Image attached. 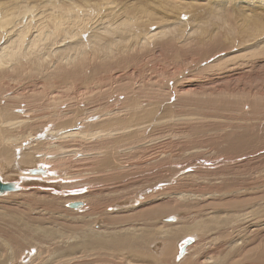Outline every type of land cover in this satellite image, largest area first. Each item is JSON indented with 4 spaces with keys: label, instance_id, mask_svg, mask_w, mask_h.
Segmentation results:
<instances>
[{
    "label": "rangeland",
    "instance_id": "1",
    "mask_svg": "<svg viewBox=\"0 0 264 264\" xmlns=\"http://www.w3.org/2000/svg\"><path fill=\"white\" fill-rule=\"evenodd\" d=\"M8 1L0 0V5ZM67 1L70 0H65V3H68ZM73 1L96 2L72 0V4H77ZM114 1L119 5L118 8L93 7L96 13L81 14L78 27L70 23L71 36L66 43L54 39L50 34L51 27H46L45 34L49 35L42 41L34 40L31 34L27 35L21 50L26 51L34 40L35 54L32 59L35 61L25 62L19 58L18 62H25L24 67L29 70L23 67L17 74L16 81L9 83L7 78L0 84V145H11H6L13 153L9 154L10 165H16L21 152L31 151L36 141H39L37 144H45L40 146L43 151L37 156L48 155L54 168L59 165V159L65 156L62 160L64 165L56 170L68 178L65 182L51 181L47 184L52 187H38L43 194H33V197L40 205L33 204L34 199L25 201L24 197H18L28 190L0 197V218L4 219L5 225L8 224L19 232H29L30 228L35 231L30 238L32 240L29 239V242L18 246H11L8 238L0 235V264H6L8 260L13 259L14 254L20 256L23 253L24 256L28 250L36 258L35 264H71L70 259L75 254L70 255L69 250L72 251L73 245L79 247L77 256L88 254L87 262L96 257L95 260L101 264H133V256L126 250L127 243L123 246L111 241L115 237L130 234L138 237L139 242L144 241L142 252L152 257L146 258L143 264H184L183 262L191 257L196 260L194 256L197 251L216 259L218 254L214 244L218 243V234L215 235L214 232L221 222L232 221L237 225L239 219L235 218L249 212L264 217V32L256 31L258 25L264 23V12L247 15L236 8L237 10L229 15L214 5L179 6L169 0ZM221 2L226 6V0ZM45 3L47 4L46 0H31V6H40L37 13L43 12L42 6ZM7 5L6 8L11 6L10 10H18L12 7L13 4L8 7ZM121 7L120 12H124V17H141L145 15L142 12L147 9L151 16L160 20L158 22L148 16L143 19L146 22L142 25L138 23L132 29L120 26L119 30L107 31L105 27L120 21L121 17L117 16V11ZM104 21L106 23H103ZM22 25L21 23L19 27ZM162 29L168 30L159 38L161 41L144 47L136 39L147 31L159 32ZM167 37L174 40L171 46L164 44ZM7 40L11 38L6 32L0 35V44ZM60 45L62 46L58 48ZM4 46L6 44L1 48ZM1 53L3 52L0 51ZM216 55L215 62L208 63L209 58ZM64 56L74 60L72 67L67 69L72 72L77 65L76 61L85 60L80 67L79 78L59 79L45 73L48 69L55 76L56 73H63L59 71V67L54 68ZM76 56L84 59H78ZM128 58L131 61L128 62ZM122 61H125V64ZM65 62L66 59L62 65L67 66ZM100 66L106 67L101 70ZM97 68L101 71H97ZM106 85L110 94L104 88ZM180 86L185 90L182 95ZM111 87L118 90L116 95ZM55 94L57 102L60 103L53 105L52 110H49L46 106ZM118 97L119 102L116 101ZM108 102H113V108L108 106ZM131 103L139 104L141 109H130V114L127 109L131 107ZM62 104H65L66 109L69 108L72 116L75 112H85L82 118L84 121L89 117L98 116L99 111L103 110L98 111V108L111 109L107 117L114 118L113 114L119 115L115 116L125 124L123 138L111 142L120 135L115 134L113 138L108 139L94 136V142L90 139L88 144L54 138L52 132L61 128V124L52 123L51 127L45 128V121L48 119H42L46 114L53 116ZM4 106L6 109L2 108ZM115 109L118 112H115ZM148 111L154 112L157 119L154 114L151 118L146 117L145 113ZM27 112H30L31 117L35 114L37 117L44 116L37 119L44 125L37 122L31 130L26 128L25 124L20 125V119H25ZM80 115L72 117L73 120ZM122 116L126 119L121 118ZM132 116H137V120L142 122L131 119ZM92 120H99V117ZM129 120L132 122L127 125ZM7 123L11 125L8 126ZM106 123L102 125L101 130H106ZM88 124L86 126L89 128L93 125ZM83 126L73 124L61 132H86L84 128L87 127ZM42 129L50 132L43 133ZM36 132L38 139L31 137L28 141V136L34 133L36 135ZM241 138L251 139L250 143L231 150L232 143L236 140L238 144ZM59 143L68 144L64 146L63 151H69V147H72L71 150L78 149L79 155L68 156L71 152L59 153V158L54 160L55 148L50 147L49 151L45 146L57 147ZM17 147L20 149L16 150ZM98 148L101 150H97ZM99 151H105L108 156L110 154V158L102 159L103 153L100 154ZM40 159L42 161L36 159L31 166L25 167L36 168L41 164L51 167L44 164L43 157ZM194 163L197 168L192 169ZM25 167L23 168L26 169ZM185 167L189 168L182 170ZM224 192H228V197L224 196ZM14 194H17V197ZM159 195L161 199H154ZM72 198H88L89 203L93 204L83 210L70 209L69 203L75 202ZM13 199L21 206L12 203ZM141 200L144 201L141 206L130 207ZM9 202L12 204H8ZM161 203L171 207V210L163 212L160 216L143 219L142 215H151L152 210ZM41 204L46 205L43 207ZM179 206L183 207L181 211L172 209L176 207L178 210ZM109 207H117V211H111L115 212L113 215L109 213L110 216L107 214L109 210H106ZM94 213L98 214L97 217H93ZM115 215L120 216L116 218ZM167 216H176L177 221L166 222ZM12 218L20 219L21 224L6 222ZM197 225L205 227L206 233L213 234L205 237L199 230L193 231L190 235L199 237L196 239L195 248L179 258L176 251L178 248L181 250L184 245L186 232ZM176 230L177 236L173 235ZM184 231L186 232L183 234ZM104 233H108L104 247L94 248L93 242L88 241V249L81 248L86 240ZM85 235L89 238L84 237ZM169 235L176 240L173 253L167 257L161 253V249ZM146 242L148 251L144 248ZM29 243L31 245H28ZM33 245L37 246L34 248ZM17 259L21 264L27 262L21 261L22 257ZM212 261V264L217 262Z\"/></svg>",
    "mask_w": 264,
    "mask_h": 264
},
{
    "label": "bare ground",
    "instance_id": "2",
    "mask_svg": "<svg viewBox=\"0 0 264 264\" xmlns=\"http://www.w3.org/2000/svg\"><path fill=\"white\" fill-rule=\"evenodd\" d=\"M71 1L72 0L67 1L68 3H65V0H64V2L60 3L58 0H46L47 4L45 3V5L42 6L43 7L42 8L43 9V12H38V13H37V11H38V9H39L40 6L39 7L31 6V0H9L8 2L1 3V5H0V35L1 34H4V32H6V35H8L11 38V40H7L3 44H0V51L3 52V53L0 54V84L1 85H2L3 80H5L7 78H9V81H8L9 83L10 82L12 83V82L16 81L15 79H17L16 78L18 76L17 74L22 71L23 67L25 66V62H30V61L33 62V61H35V60L32 59V57H34V54H35L34 53L35 52V48H33V42H34V40H36V41H42V40H44V38L47 35H49V34H45V33H47L46 27H51L52 30H51V33L50 34L54 37V39L56 41H65V43H66L67 42L66 40L71 36V32L69 31L70 23L72 25L78 27L80 25L79 22H81V14H83L85 12H89V13L90 12H93V13H96V10L93 9V7L97 8V6H100L101 7L100 9H103V8H105V9H116V8L119 7V5H116L115 1L113 2V0H96L95 3H89L87 1L86 2H82V3H78L77 1H73V2H77V4H75V3L72 4ZM169 1L170 2H173L174 4H178L179 6H182V5L189 6V5L196 4V5H199V6H207L208 7V6H213L214 5V6H218L220 9H222V11H224L226 14H229V15H231L232 13H234L235 12L234 10L236 8L242 10L247 15H250V14H252L254 12H264V0H226V2H227L226 6L222 4L221 0H206L205 2H195L193 0H169ZM6 4H8L9 6L11 4H13L12 7L17 8L18 10H16V11H13L12 9L10 10L9 8H11V6L9 8H6V6H5ZM231 4H233L234 7H232ZM8 5H7V7H8ZM121 9H122V7L119 8L118 11H117L119 13L117 16L118 17H121V19H120L121 22L120 21H119L120 23L119 22H114L110 26L105 27L107 31H110V30L111 31L112 30H119L120 29L119 28L120 26H123L124 29H132V28L136 27L138 23H140L139 25H142L144 22H146L143 19L148 18V16L153 17V16L150 15L151 12H149L147 9H146L145 12H142L145 15H143L141 17H138V18L124 17L125 16V15L123 16V13L124 12H120ZM164 11H167V9H164ZM97 14H98V12H97ZM162 16H160V17H162ZM165 16H167V15H165ZM20 18H22V19H20ZM153 18H155V17H153ZM155 19H157L158 22L160 20L159 18H155ZM24 20H25V23H24ZM21 23L23 25L19 27V25H21ZM103 23H106V21H104ZM258 26L259 27L256 29V31H258V32H264V23L259 24ZM156 29H158V28H156ZM167 30L168 29H162V30H159V32H151V33H149L147 31L145 34L139 35L136 39H137L138 42H141L142 45L145 47V46H148V44H153L152 42L161 41V39H159V38H161L162 37V34L165 31H167ZM29 34L33 35V39L34 40H32V45L26 51H22L21 50V46L23 44V41L26 38V36L29 35ZM173 41H174L173 39H170V37H167L165 39L164 44H167L165 46H171V44H172ZM4 44H6V46H4L3 48H1L2 45H4ZM186 44L188 45L189 43H186ZM61 46L62 45L58 46V48L61 47ZM142 47L140 46V48H142ZM223 55H226V54H223ZM223 55H220V56H223ZM76 57L78 59H84V57H82V58H79V56H76ZM19 58L24 59L25 62L19 63L18 62ZM215 58H217V55L214 56V57L209 58L208 63H214L215 60H216ZM65 59H66V62L65 63H67V66L62 65V63H64ZM73 61L74 60H72L70 57L64 56L63 59L61 60L60 64L57 63L55 65V68H54V69H56V68L59 67V71L60 72H63V73H60V74H57L56 73V76H55V74L52 73L49 69L45 73H49V75L53 76L54 78L58 77L59 79L66 78V77H68V78H71V77H75V78L77 77V78H79L81 76V74H80V67L83 65V62L85 60H78V61H76L77 62V65H76L75 68H73V72L72 71H67V69H69L70 67H72ZM127 61L129 62L131 60L128 58ZM122 63L125 64V61H122ZM119 64H121V63H119ZM8 65H11V67L9 68ZM102 65H105V64H102ZM34 66L38 67V65H34ZM226 66H227V64H226ZM105 67L106 66H102V67L100 66L101 70H102V68H105ZM24 68H26V67H24ZM100 68L99 69L97 68L96 70L99 71ZM27 70H29V68ZM104 70H103V72H104ZM11 72L14 75H12ZM103 72H101V73H103ZM30 73H31V70H30ZM73 80H74V78H73ZM103 80H104V78H103ZM105 80H107V78H105ZM17 82H19V81L17 80ZM103 82H105V81H103ZM103 82L101 81V83H103ZM13 84H16V83H13ZM183 86H184V84H183ZM183 86H180L181 87L180 88L181 89L180 90L181 91L180 92L181 95L185 91V90H182L183 89ZM27 87H29V86H27ZM101 87H103V86H100V88ZM104 88H105V90H108L107 85ZM111 88H113V87H111ZM112 92L114 93V95H116V93L118 92V90H116V89L113 88L112 89ZM108 94H110L109 90H108ZM119 97H122V96H119ZM119 97H118V100H116L118 102H119ZM58 103H60V101L57 102V94H55L50 99V101H49V103H48V105L46 107L49 108V110H52V108L56 104H58ZM109 103L110 102H108V104ZM111 104H113V102H111L108 106L112 107ZM258 105H260V104L258 103ZM130 106L132 108L129 107V109H127L128 111L130 109H134V111H135V108L136 109H141L140 106H139V104L131 103ZM2 108H5L6 109L5 106L2 107ZM116 109H115V112L117 111ZM99 110H102V111H99ZM107 110L104 109V107L103 108L101 107V109L98 108L99 114H98V116H95V117H99V120H92L95 117H89L86 121H84V120H82V118H83L85 112H83V111H80V113L75 112V114L72 116L71 111L69 110V108L66 109L65 104H62V106L54 112V115L53 116H51L50 114L49 115L46 114L45 117L42 116V115L40 117H37L36 114H35L33 117H31V116H29L30 115V112H27L26 115H24V118L25 119H20L19 124L20 125L23 124V126L25 124L26 125V128H28V129L31 130L38 123H41V121H37V119H42L44 117L42 119V121H44V119H46V120L48 119L47 121H45V122H47L45 124V128L51 127L52 123L61 124V128H59L58 130L52 132L53 135H54V138H56V139L66 140V141L71 140V142L77 141V143L78 142H83L84 144H88V141H90V139H91V142L93 141L92 138L94 136H96V137H103V138L108 139V138H111V137L113 138V136L115 134H116V136L119 134L120 137H117V138L115 137L113 140H111V142H112L114 140H119L120 138H123L124 130H126V129H125L124 122L116 117V116H119V115L113 114L114 115V118L113 117L112 118L107 117V116L110 115L109 113L112 111L111 109H110L111 111L110 110L107 111ZM152 110H153V108H152ZM6 112H5V114H6ZM145 112H146V110H145ZM77 114H81V115L80 116H77L75 118V120H73L72 117H74ZM130 114H131V112H130ZM145 114H146V117H150L151 115L154 114V112L148 111ZM147 115H149V116H147ZM137 116L139 117L140 115H137ZM137 116H135V117L132 116L131 119H134L135 118L136 121H141V120H137L138 119ZM123 117L124 116H122L121 118H123ZM124 118L126 119V117H124ZM154 118H156L155 117V114H154ZM27 119H30V121L27 120ZM141 119H142V117H141ZM78 120H79V122H78ZM153 120H155V119H153ZM80 121L82 123H80ZM105 122H107L106 123V126H105L106 127V130H101V127H102V125ZM131 122H132L131 120L127 121V125L128 124H131ZM15 123H17V122H15ZM87 123H89L88 126L90 124L91 125L93 124L91 126V128H89V127L86 126ZM8 124L11 125V123H7L6 125H8ZM41 124H43V123H41ZM73 124H75L77 126L78 125L79 126L84 125L85 127H87V128H84V129H86V132H85V130H83V131H79V132H69V133L62 134L61 131H63L65 129V127L71 126ZM127 128H129V126ZM8 129L10 130V128H8ZM43 129L41 131L43 133L44 132H50V131H45ZM37 135H38L37 132H36V135H35V133L34 134H31V135L28 136L27 140L29 141V139L31 137L33 139H38L37 138L38 137ZM33 139H32V141H33ZM250 140L251 139H242L241 141L239 140L240 142L238 144L236 143V140H235L232 143V149L231 150L235 149L237 146L239 148L245 147L244 145L246 143H250ZM36 142L38 143L39 141H36ZM20 144H23V143H20ZM36 144L33 147V149L31 148L32 149L31 151L24 152V153L21 152L22 155H20L18 157V159L20 158L19 159V162L17 161V164L15 163L16 165L13 164V166L10 165L11 164V160H10V157L11 156L9 157V154H13V153L7 147L10 144H8V145L6 144L7 146L5 145V147L3 145H0V146H2V147H0V178H1V180H2L3 183H19L20 187L22 188L20 191H26V190H28L26 192L21 193V195L18 193L20 195L18 197L19 198L24 197V200L25 201H28L29 198L34 199L33 194H34V196H35V194H37V195L38 194H43V193H40V191H42V190L41 189L38 190V187L40 188L41 186H45V185H46L45 187H47V188L48 187H52L51 185H47V184L50 183L51 181H55V182L56 181L65 182L68 179V178H65L66 175H64V174L62 175V174H60L62 172L59 173L56 170V169H59L61 166L64 165L62 160H63V158L65 156L62 155L63 158L62 159H59V165L57 166L55 164V166H57V168H54L53 167L54 165H53V163H51V161H50L51 159H49L48 155L47 156H44V154H41L42 156L41 155L40 156H37V154H39L40 151H43V147H40V146H43L45 143H43V144H37V145ZM65 144L63 145L61 143L57 147L50 146V145L48 146L47 145L48 147L45 146V149L51 151V148L52 149L55 148V150H53L54 152H56V155H55L54 160L56 158L57 159L59 158V156L57 155L59 153L61 154V153L71 152V155L68 154V156H72V155L78 156L79 155V152L77 151L78 149L77 150H71L72 147L71 148L69 147V151L68 150L63 151L64 146H67L68 145V144L67 145H65ZM18 146H20V145H18ZM114 146H116V145H114ZM22 147H23V145H22ZM31 147H32V145H31ZM37 148H38V150H37ZM17 149H20V147H17L16 150ZM97 150H101V149L98 148ZM88 151L89 152L90 151L92 152V150H88ZM18 153H19V151H18ZM99 153L100 154L103 153V158L102 159H105L106 157H109L110 156V154H109V156L106 155L105 154L106 153L105 151H102V152L99 151ZM40 157H43V161H44V164L45 165H49L53 169L51 167H48V166L46 167V166H44L42 164L41 165H37L38 167H36V168H33V166L30 169L26 168L27 166H31L36 161V159H39L38 161H40V160L42 161V159H40ZM12 162H14V161H12ZM103 162H105V161H103ZM23 167H25L26 169H24ZM189 167H185L182 170H186V168H189ZM195 167H196V164L194 163L193 166H192V169H194ZM34 169H42L43 170V173L32 174L31 171L34 170ZM9 172H14V173H9ZM11 180H14V182H12ZM54 188H55V186H54ZM20 191L8 192V193H5L3 195H0V197H3L5 195H7V194L8 195H12L13 193H17V192H20ZM227 194H228V192H224V196H226ZM14 195L17 197V194H14ZM226 197H228V196H226ZM88 198H90V197H88ZM88 198H83V199H80V198H76V199L75 198H72V199L75 202H81V206L79 208H80V210H83L87 206L89 207L91 204H93V203H91V204L89 203ZM157 198L158 199H161V196L159 195L158 197H156L154 199H157ZM69 199H71V198H69ZM13 200H12V203L13 202L18 203V201H15V200L13 201ZM25 201H23V204H24ZM12 203L9 202L8 204H12ZM35 203L36 204H39V203H37V200H35V202L33 204H35ZM66 203H67V201H66ZM143 203H144V201L142 202V200H141L137 204L130 205V207L132 206V208H135V207H138L137 205H140L141 206ZM257 204H258V202L255 203V205H257ZM41 205L43 206V205H46V204H41ZM18 206H21V205L18 203ZM79 208H77V209H79ZM116 208L117 207H109V208L106 209L107 212H108V210H109V212L108 213L106 212V213L107 214L110 213L111 215H113L115 212H111V211H115V210L117 211ZM120 208H122V207H120ZM182 208H183L182 206H179L178 207V210H177L176 207H172V209L174 211H181ZM15 209H18V207H15ZM68 210H69V208H68ZM169 210H171V207H168V205L161 203V204L157 205L156 208H154L152 210V214L151 215H149V216L148 215H146V216L142 215V216L144 217L143 219H146V217H151V216H154V215L155 216H160V215H163L164 214L163 212H167ZM73 211H75V210H73ZM126 211H128V210H126ZM97 213H99V212H97ZM110 214H109V216H110ZM91 215H93V214H91ZM97 215H96V213H94L93 217L94 216L97 217ZM119 216L120 215H115L116 218L119 217ZM173 218H175V219H173ZM235 219H239L237 225L235 224V222H232V221L231 222H228V223L221 222L218 225V229L216 230V232H214L215 235L218 234L217 235L218 237H216V239L218 240V241L216 240V242H218V243L217 244H214L216 246V248H217L216 250H217V254H218V257L216 259L213 258V257H211V256L204 255L202 253V251H200V252L197 251L196 252V255L194 256V258H197L196 260L193 259V257H191V258L187 259L186 261H184L183 263L184 264H207V263L212 264L214 262L212 260H215V261H217L215 264H264V217H259L257 213L249 212V213H246V214H240L239 217L238 218H235ZM114 220H116V219H114ZM174 220L177 221V217L176 216L175 217L174 216H172V217L167 216L165 221L171 223ZM259 221L263 222V224L260 223ZM6 222L9 223V224H16L17 225L18 224L17 222H20V219H18V218H12V219H10V221H7L6 220ZM21 222H20V224H21ZM195 230H199L200 234L202 236H205V237H208V235L210 236V235L213 234V233L212 234L206 233L205 227H203L201 225H197L196 227H194V229H191V230H189L187 232L184 231L183 234L186 232V235L187 236H185L183 238V241H184L183 244L188 239L192 240L191 245H189L188 248H186V250H187L188 253L190 251H192L193 248H195V246H196L195 243L197 242L196 239H199V237H197L195 235H192V236L190 235ZM177 232L178 231L176 230V232H174L173 235H175ZM34 233H35L34 228H30V231L29 232H25V231H22L21 232V230L19 232V231H17L16 228H14L12 226H9L8 224L5 225L4 224V219L0 218V235H3L5 237H7L8 238L7 241H8V243L11 246H13L14 244H17V246H18L21 243L22 244H25L26 242H29V239L32 238V236H33ZM24 236L26 238H24ZM107 236H108V233L98 234L97 236L95 235V236L91 237L89 240H86L83 243V245H81L82 246L81 248H83L84 250H87L88 249V243H86V242L92 241L93 242L92 243V247L97 248V249H100L101 247H104L105 246V244H106V237ZM169 236H170L169 239H167V242L164 243L163 248L161 249V253L164 256H167V257L171 256V254L173 253V251L175 249V240H176L175 237H173L171 235H169ZM175 236H177V235H175ZM84 237L89 238L87 235H85ZM63 238H65V237H63ZM213 238L215 239V237H213ZM61 239H62V237H61ZM69 239H70V237H69ZM30 240H32V239H30ZM111 241H113L114 243L123 245V246H126V243H127L126 250L127 251H130V253L133 256V260H132V263L133 264H143L144 262H146V258H152L151 255H147L146 253L143 254V252H142L141 246L144 243V241L139 242L138 241V237H136V236H134L132 234L127 235V236H124V237H115ZM145 241H146V239H145ZM64 242L65 241H63V243ZM130 244H132V245H130ZM147 244H148V242H146V245L144 244L145 245L144 248H146V250H147ZM28 245H31V243H29ZM33 246L35 248V246H37V245H33ZM71 247H72V249H71L72 251L71 252L68 249L69 250V253H71L70 255H72V254L74 255L75 254V256L72 259H70L71 260V264H101L98 260H95L96 257H94V258L92 257L93 259L91 261L87 262L86 261V257H87L88 254H86V256H83V257L77 256L76 253H77V250H78L79 247L77 245H73ZM222 249L224 250L223 252H221ZM23 250H22V252H24ZM66 250H67V248H66ZM179 250H180V248H178V250L176 251L178 257H180L179 256L180 255ZM28 251L29 252L26 253V254H24V256L22 255L23 253L22 254L20 253L21 254L20 256H17V255L14 254V257H12L13 259L8 260L6 264H8L9 262H13L12 264H18V263L21 264L20 261H19V259H17L18 257L19 258L22 257V260L21 261H27L28 263L31 262L30 264H35L36 258H34L32 256V252L30 250H28ZM148 254H150V252H148ZM198 258H200V259H198ZM247 260H248V263H247ZM26 263H24V264H26ZM148 264H149V262H148Z\"/></svg>",
    "mask_w": 264,
    "mask_h": 264
},
{
    "label": "water",
    "instance_id": "3",
    "mask_svg": "<svg viewBox=\"0 0 264 264\" xmlns=\"http://www.w3.org/2000/svg\"><path fill=\"white\" fill-rule=\"evenodd\" d=\"M32 174H37V173H43L42 169H34L31 171ZM22 188L20 187L19 183H3L1 178H0V195H3L5 193L8 192H15V191H20ZM81 206V202H74V203H70L69 207L73 208V209H77ZM192 240L188 239L185 241L184 245L181 247L180 250V257H183L187 250L186 248H188L189 245H191Z\"/></svg>",
    "mask_w": 264,
    "mask_h": 264
}]
</instances>
